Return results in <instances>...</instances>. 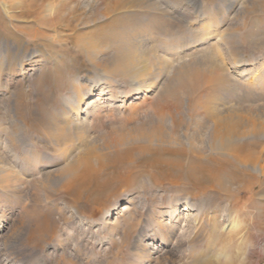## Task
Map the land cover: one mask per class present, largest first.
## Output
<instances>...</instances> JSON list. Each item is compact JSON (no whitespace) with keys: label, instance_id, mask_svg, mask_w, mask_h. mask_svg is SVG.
<instances>
[{"label":"rangeland","instance_id":"374dc122","mask_svg":"<svg viewBox=\"0 0 264 264\" xmlns=\"http://www.w3.org/2000/svg\"><path fill=\"white\" fill-rule=\"evenodd\" d=\"M211 64L230 81L212 91L215 106L264 123V0H0V128L21 137H10V155L1 135V167L47 180L21 200L0 189L12 228L0 264H167L160 241L172 227L177 264H264V172L239 165L264 166V137L223 155L209 148L210 127L195 131L202 157L189 144L197 122L187 116L207 100ZM66 120L86 132L71 138V125L57 145ZM24 200L35 206L26 213ZM213 216L220 229L206 244L195 229L209 231Z\"/></svg>","mask_w":264,"mask_h":264},{"label":"bare ground","instance_id":"6f19581e","mask_svg":"<svg viewBox=\"0 0 264 264\" xmlns=\"http://www.w3.org/2000/svg\"><path fill=\"white\" fill-rule=\"evenodd\" d=\"M218 48V47H217ZM210 60V59H209ZM207 63V62H206ZM210 63V62H209ZM207 67V72H208V82H207V86H206V92L208 93L207 94V100L205 101H202L200 103L197 104V108L194 110V114L192 115L190 112H189V115L187 116L190 121L192 119H194V121L196 120V124H194V132L192 134V136L189 138L190 139V143L191 144V147H192V150H193V154L197 157H202V151L204 149H201L200 148H197L196 147V142H197V134L196 132H202V134L204 135V132L207 131L205 129H209L210 127H212V129L210 128L209 131L211 130V134L208 136L209 139L211 140V144H208L209 145V148L210 150H213L214 152H224L227 151V149L229 148V145L231 143H237V142H241V141H244V140H247V144L250 146V144H254L255 143V140H258V139H262V137H264V123H261L260 121H258V119L256 117H259V116H253V113L251 112H246V113H242V112H239V111H234V110H230V111H223L225 108H223V110H221V106L218 105V106H215V101H213V97H212V91L219 88V90L222 88H224V86L229 83L230 81L228 80V78L225 76L224 72H223V69L218 66V65H214V64H211V67H208V65L206 66ZM146 74V70L143 69V70H140L138 72H132V74L130 75L131 78L135 81L136 79L138 78H142L144 75ZM236 82V81H235ZM250 84V83H248ZM252 84V83H251ZM138 85V83H137ZM257 85V84H256ZM134 88V87H133ZM141 88V87H140ZM249 88V87H248ZM247 88V89H248ZM252 88H254L252 86ZM221 89V90H222ZM140 89H130L124 93H121L119 94L117 97H115L116 99H120V98H123V99H126L129 95H131L130 93L131 92H136V91H139ZM229 91V90H228ZM255 91V90H254ZM224 92V91H223ZM237 92V91H236ZM257 91H255L256 93ZM206 94V93H205ZM211 94V95H210ZM215 94V93H214ZM231 94V93H230ZM232 95V94H231ZM230 95V96H231ZM261 95V94H260ZM259 95V96H260ZM82 95L78 96L77 99L75 100V102L72 103L71 106V111H76L77 113V108H78V105H79V101L82 99L81 97ZM206 96V95H205ZM203 97V96H202ZM215 97V96H214ZM257 97V96H256ZM100 99H97L96 101H92L91 103H96L98 102ZM217 101V99H215ZM219 100V99H218ZM259 100V99H258ZM242 102V101H241ZM219 103V102H218ZM225 104V103H223ZM224 106V105H223ZM251 111V110H250ZM260 112V111H259ZM5 113L7 115L8 118H11L9 116V110L6 108L5 109ZM74 113V112H73ZM184 114V113H183ZM188 114V113H187ZM245 114V115H244ZM10 120V127L12 125H14V122ZM264 120V119H263ZM189 121V120H188ZM61 124V123H60ZM71 125L74 127L73 128V134L71 133V135H73V137L71 138H75L76 140H80V138H82V135L86 132V129L82 128V127H86L85 125H77V123H73L71 120H66L65 123H64V126H59L58 129L60 130L59 132H61V134L59 135H51V140L53 141V143L55 142V144L57 145H60L61 144V140H63L65 138V131H67V129H69L71 127ZM58 126V125H56ZM1 127V126H0ZM14 127V126H13ZM80 127V128H79ZM2 128V127H1ZM0 128V129H1ZM20 128V127H18ZM8 128H5L4 129H1L3 131L0 132V142L2 140L1 138V135L3 137V142H5V144H7V147L6 149H8V153H10L11 155V148L9 146V143L12 147V144H11V139L10 137L11 136H16V142H18L19 139H21V137H18L16 134L20 131H13V130H7ZM10 129V128H9ZM196 129V130H195ZM17 130V128H16ZM196 131V132H195ZM206 135V133H205ZM14 138V139H15ZM12 140L15 141V140ZM83 139V138H82ZM50 140V141H51ZM200 141V139H199ZM204 141V139H203ZM261 141V140H260ZM2 143V142H1ZM0 143V145H1ZM4 144V146H5ZM23 144V143H22ZM26 144V143H25ZM29 144V143H28ZM27 144V145H28ZM205 141H204V145H205ZM187 145V144H186ZM246 145V146H248ZM262 145V144H261ZM14 146V144H13ZM1 147V146H0ZM23 149V152L25 150V152L28 153V158L30 160L31 159V155H33V152L31 149H29L27 146H21ZM57 148V147H56ZM5 149V148H3ZM5 149V150H6ZM2 150V149H1ZM231 151V150H230ZM2 152V151H1ZM1 152H0V155H1ZM30 152V153H29ZM223 153V155H224ZM6 154V153H5ZM200 154V155H199ZM220 154V153H219ZM257 154V153H256ZM261 156L263 155V148L261 150V152L259 153ZM258 154V155H259ZM9 154H7V158L8 156H10ZM13 155V154H12ZM65 156V154H62ZM206 155V154H205ZM222 155V154H221ZM257 155V156H258ZM227 156V155H225ZM4 157V156H3ZM12 157V156H11ZM67 158V157H66ZM196 158V157H195ZM6 159V158H5ZM9 159V158H8ZM7 159V160H8ZM16 159V158H15ZM65 159V158H64ZM198 159V158H197ZM30 160H26V164L24 166H20V173L23 175V176H27L29 175L30 173L32 174L33 170L31 169V167H29L30 164H33V162L31 163ZM5 161V160H4ZM3 158L0 156V189L1 190H4L6 192H10L11 196L17 200H21V196L18 195L19 194V190L20 189H24V188H30V187H34V189H31V190H36V189H45L47 188V186L45 185V183L47 182V180H40L38 181L37 179H31L30 181L28 180H20L18 181L17 179L18 178H15L13 176H11L10 174L9 175H4L7 173V170L2 168L1 164H3ZM37 161H40V158L37 159ZM36 161V162H37ZM258 162V158L256 160H254V158L252 159L251 157L248 158V159H245V158H241L239 159V165L247 170L252 169V170H256L258 172H260V174H263L264 172V166L263 165H259V163L257 164ZM35 162V161H34ZM17 163V162H16ZM13 164V163H12ZM37 165V164H36ZM40 165V164H39ZM14 166H16L14 164ZM196 166V165H195ZM191 167V166H190ZM70 169V167H69ZM74 169V168H73ZM63 170V169H62ZM193 170V169H192ZM66 171V170H65ZM71 171V170H70ZM74 171V170H72ZM247 172V171H246ZM62 173V172H61ZM66 173V172H65ZM64 173V174H65ZM70 173V172H69ZM30 174V175H31ZM63 174V173H62ZM249 174V173H248ZM194 176V175H193ZM44 177V176H43ZM45 178V177H44ZM65 178V177H64ZM231 180V179H230ZM19 182V184L17 185L16 183ZM246 183V182H245ZM222 184V182H221ZM224 184H225V181H224ZM48 185V184H47ZM223 186V185H222ZM228 187V186H227ZM230 187V186H229ZM223 188V187H222ZM227 189V188H225ZM222 190V189H221ZM230 190V189H229ZM228 190V191H229ZM4 192V193H6ZM7 195V193H6ZM35 195V194H34ZM9 196V195H8ZM31 202H33V200H30ZM26 201L24 200L23 203V210L25 213L27 211H30L33 207V205H26L25 203ZM25 204V205H24ZM37 204V203H36ZM129 206L127 207H124V209L127 210ZM204 210V209H203ZM12 211V210H11ZM185 211H189V206H187V208H185ZM198 212V211H197ZM196 212V214H197ZM6 212L4 211H1L0 210V244L1 242H3V240L10 234L11 232V229L10 228V222H11V214L8 213V215L5 214ZM73 213L76 214L75 211H73ZM205 213V212H204ZM195 214V215H196ZM189 215V214H188ZM190 215H192V213H190ZM198 215V214H197ZM196 215V216H197ZM200 215V214H199ZM195 216V218H196ZM217 217V216H216ZM216 217H211L209 218V231H207V229L205 228L206 226L204 225V223H202L201 221H199L197 224L199 225L198 227L199 228H196L195 230H199V233H204L206 234V237L211 234V235H215L217 229L219 228L218 227V221L216 219ZM227 217V216H226ZM193 218V217H192ZM192 218L190 220H192ZM200 218V217H199ZM198 219V218H196ZM117 220V219H116ZM189 220V221H190ZM201 220V219H199ZM203 220V219H202ZM205 220V219H204ZM203 220V221H204ZM197 221V220H196ZM195 221V222H196ZM207 222V221H206ZM118 223H120L119 221L118 222H114L112 225H113V229L114 230H119L120 226L118 225ZM123 223V222H122ZM125 224V223H124ZM128 224V223H127ZM193 224V223H192ZM129 225V224H128ZM188 225V224H186ZM125 226V225H124ZM130 226V225H129ZM221 226V225H220ZM127 227V226H126ZM131 227V226H130ZM239 227V224L238 223H233L232 225V229H235V228H238ZM192 229V228H191ZM220 229V228H219ZM129 230V228H128ZM175 229L172 227L170 230L167 231L166 233V236L164 237V239H162L160 241L161 245L163 247H165V251L167 252V256L165 259V262L168 264H177V262L175 261L176 258L174 257V254L173 252H175L176 250H178L179 248V245H180V237L178 236V234L176 235L175 234ZM218 233V232H217ZM165 234V233H164ZM210 235V236H211ZM218 236V235H217ZM159 238V237H158ZM218 238V237H217ZM148 239H151L149 237V235L145 236V241H148ZM172 240V242H169L168 240ZM208 239L210 238H206V244L208 242ZM214 239V238H213ZM160 240V239H159ZM205 241V240H204ZM212 241V240H211ZM203 242V241H202ZM3 244V243H2ZM146 245V244H145ZM5 246V245H3ZM209 246V245H208ZM1 247V246H0ZM209 248V247H208ZM4 249V248H3ZM2 250V249H1ZM1 250H0V253H1ZM165 253V252H164ZM149 254H152V253H149ZM2 255V254H1ZM202 255V254H201ZM193 256V255H191ZM1 257V256H0ZM8 258V257H7ZM193 258V257H192ZM191 258V259H192ZM196 258V257H195ZM205 258V257H204ZM226 258V257H225ZM5 259V258H4ZM9 259V258H8ZM7 259V260H8ZM11 260V259H10ZM192 261V260H191ZM10 263V261H8ZM13 262H11L12 264ZM189 264H211L208 259H200L199 258H196V260L192 261L191 263Z\"/></svg>","mask_w":264,"mask_h":264}]
</instances>
